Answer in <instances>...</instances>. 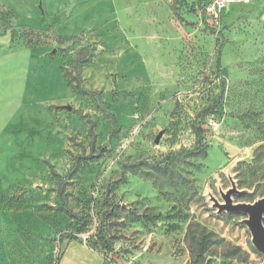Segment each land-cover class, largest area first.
<instances>
[{"label":"rangeland","instance_id":"rangeland-1","mask_svg":"<svg viewBox=\"0 0 264 264\" xmlns=\"http://www.w3.org/2000/svg\"><path fill=\"white\" fill-rule=\"evenodd\" d=\"M199 1L0 0V264H194L202 233L198 264L263 262L247 216L211 198L264 197V0L222 28ZM88 47L83 85L116 121L69 84ZM89 122L108 154L59 197L50 166L64 179L89 153Z\"/></svg>","mask_w":264,"mask_h":264},{"label":"trees","instance_id":"trees-1","mask_svg":"<svg viewBox=\"0 0 264 264\" xmlns=\"http://www.w3.org/2000/svg\"><path fill=\"white\" fill-rule=\"evenodd\" d=\"M210 0H201L199 1V13L204 16V18L206 19V16L204 15V8L207 4V2H209ZM252 4V3H251ZM249 4V5H251ZM236 6H247V5H235V6H231L229 9H227L223 15H222V19L223 16L227 13V12H231L232 9L236 8ZM222 19H221V27L222 28ZM207 21V19H206ZM209 24V23H208ZM211 26V25H210ZM213 27V26H211ZM214 28V27H213ZM9 27L6 28V30H8ZM6 33V31L4 32ZM214 33H219L214 31ZM67 40H80L79 37L74 36V37H70L67 38ZM92 48L88 47L87 49L84 50V54L79 57L74 64V75L73 73L71 74H66V76L69 78V84L72 85L73 90L75 92H77L79 95L83 96V97H92L95 98L100 105H103L107 111V115L110 116L112 119H114V121H116L115 117L109 112L108 107L106 106L105 102L102 99V94L100 92H96V91H90L88 89H86L83 85V80H82V73H81V68L83 65L86 64H90L91 63V59H92ZM90 126H89V135L92 138L91 140V144H90V151L89 153H87V150L82 147V154L77 156L75 158V162L74 165L72 166L70 172L67 174L66 178H62L61 175L57 174L53 167L50 166L51 168V174L54 178L58 179L60 181L59 184V189H58V195L60 197V195L62 194V190L64 189V186L66 185V183L68 181H70L75 175L76 173L79 171V169L83 166V165H88L94 162L99 161L100 159L104 158L107 154H108V150L105 147H100V148H96V135L94 133L96 124L94 122H89ZM200 137V135H199ZM71 142L73 141V138L70 139ZM195 155H200L202 157H206L207 156V152L205 150V148H200L196 153H194ZM133 168H139V165H133ZM59 212L64 213L65 215H67L69 218L73 219L76 221L77 223V217L78 214H76L71 208H69L68 206H65L63 208L59 209ZM150 219L153 220V216H149ZM80 225L77 228V232L81 233L85 230V228L87 227V224H76ZM213 244V240L209 237V235L207 234H201L200 237V241L199 244L197 246V250L196 252L192 253V261L194 264H198V260L197 257H204L205 253L209 250L210 246ZM103 246L105 248V250L111 251L112 247H113V241L109 240L107 238V236L105 237V240L103 241ZM63 255V254H62ZM60 260V258H59ZM58 260V262H59ZM58 264V263H57Z\"/></svg>","mask_w":264,"mask_h":264},{"label":"water","instance_id":"water-1","mask_svg":"<svg viewBox=\"0 0 264 264\" xmlns=\"http://www.w3.org/2000/svg\"><path fill=\"white\" fill-rule=\"evenodd\" d=\"M159 139L156 140V143H159ZM242 193L232 182V188L226 193H221L223 203L214 197L211 198L213 208L218 211V214L226 212L246 215L243 224L246 225L251 234L254 248L264 257V197L253 203H234L233 196ZM260 264H264V260Z\"/></svg>","mask_w":264,"mask_h":264},{"label":"built area","instance_id":"built-area-1","mask_svg":"<svg viewBox=\"0 0 264 264\" xmlns=\"http://www.w3.org/2000/svg\"><path fill=\"white\" fill-rule=\"evenodd\" d=\"M255 0H210L204 8L207 22L214 28L221 27L223 13L234 5H248Z\"/></svg>","mask_w":264,"mask_h":264},{"label":"crops","instance_id":"crops-1","mask_svg":"<svg viewBox=\"0 0 264 264\" xmlns=\"http://www.w3.org/2000/svg\"><path fill=\"white\" fill-rule=\"evenodd\" d=\"M99 255V254H98ZM101 256V255H100ZM100 256H98L99 257V260H97V262H99V264H103V259L100 257ZM103 257V256H102ZM104 258V257H103ZM63 259V255L62 256H60V260H59V262H58V264H63V262L61 261ZM102 260V261H101ZM102 262V263H101ZM65 263H67L68 264V262L66 261Z\"/></svg>","mask_w":264,"mask_h":264}]
</instances>
